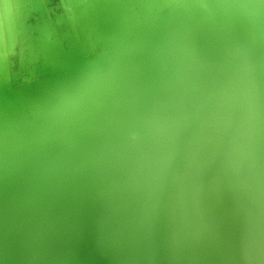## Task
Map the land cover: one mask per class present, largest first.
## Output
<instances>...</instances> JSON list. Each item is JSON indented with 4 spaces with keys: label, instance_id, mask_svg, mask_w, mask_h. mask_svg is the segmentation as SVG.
Segmentation results:
<instances>
[{
    "label": "water",
    "instance_id": "obj_1",
    "mask_svg": "<svg viewBox=\"0 0 264 264\" xmlns=\"http://www.w3.org/2000/svg\"><path fill=\"white\" fill-rule=\"evenodd\" d=\"M237 2L171 0L138 29L155 41L115 37L108 62L100 44L38 61L50 11L19 69L0 61L6 264H264V32L215 7Z\"/></svg>",
    "mask_w": 264,
    "mask_h": 264
},
{
    "label": "bare ground",
    "instance_id": "obj_2",
    "mask_svg": "<svg viewBox=\"0 0 264 264\" xmlns=\"http://www.w3.org/2000/svg\"><path fill=\"white\" fill-rule=\"evenodd\" d=\"M23 1L24 4H30L32 0ZM40 1L43 3L42 6H40ZM146 1V6L139 3V10L134 11L128 4L129 0H118L117 2L120 5L116 3V0H60L61 6L67 11V14L58 17L50 15L52 17L50 21L54 23H48V27L43 26L39 30L41 48H39L40 58H38V61L41 60V57H44L43 61L46 59L47 62L53 61L56 58L54 57L56 55L54 52L63 51L57 50L60 47L68 49L69 47L82 46L90 51L99 44L104 48L103 57L105 61H103H112L117 58L118 53L116 49L113 50L107 47V43L127 32H133L138 37L139 42H147L150 39L155 41L156 36L147 37L145 34H140L138 29L141 26L146 29L154 25L160 26L159 23L161 21H165L166 23L167 16L163 8L171 0ZM53 3L54 0H38L35 4L38 12L37 15L42 16L50 11L52 12L51 6ZM114 4H118L121 7L117 8ZM44 5L48 6L45 10H43ZM94 7L99 8L102 12L95 13V15L92 12ZM55 23L58 26L56 29L52 25ZM105 45L107 46L105 47ZM4 74L7 75L6 71H4ZM24 89L26 91L22 93L26 95L30 91L29 87H25Z\"/></svg>",
    "mask_w": 264,
    "mask_h": 264
},
{
    "label": "clouds",
    "instance_id": "obj_3",
    "mask_svg": "<svg viewBox=\"0 0 264 264\" xmlns=\"http://www.w3.org/2000/svg\"><path fill=\"white\" fill-rule=\"evenodd\" d=\"M212 6L209 4L200 5L203 8ZM33 7L35 6L6 3L5 0H0V8L3 9L2 13H0V61H6L13 54L14 50L23 54L25 41L22 29H17L15 32L12 30L10 15L19 9ZM44 7L47 8L48 6L44 5ZM215 7L241 10L252 21L258 35L264 32V0H244V2L223 3L215 5ZM37 19H39V16ZM49 19H52V17L50 16ZM108 70L105 63L93 64L81 88L86 90L92 82L101 78ZM253 87H255L254 83ZM253 243L258 253L264 252V237H255ZM5 257L0 258V264H6L7 257Z\"/></svg>",
    "mask_w": 264,
    "mask_h": 264
},
{
    "label": "rangeland",
    "instance_id": "obj_4",
    "mask_svg": "<svg viewBox=\"0 0 264 264\" xmlns=\"http://www.w3.org/2000/svg\"><path fill=\"white\" fill-rule=\"evenodd\" d=\"M37 1L38 0H32L30 2V4H28V5H33L35 7L19 9L10 15V25H11L12 30L15 32L17 29H22V34H23V38L25 41V48H24L23 54L14 50L13 54L11 56L12 65H13V68L15 70L19 69L20 59L23 61L26 60V58H28L29 53L32 51V49L36 48L35 36H36L37 31L35 30V28H36L37 24L43 23V19L47 17V14H44L42 16L39 15L40 17H39V19H37L38 12H37L36 5H35ZM117 1L118 0H116V3H118ZM5 2L6 3L20 4L18 0H8V2L5 0ZM23 3H24V1H23ZM118 4L120 5V3H118ZM118 4H114V5L117 8L121 7V6H118ZM24 5H26V4H24ZM42 5H43V3L40 1V6H42ZM128 7H130V6L128 5ZM130 8L134 11H138L139 5H137L135 8H134V6L130 7ZM51 9H52V15L54 17L55 16L58 17V16H62L64 14H66V10L63 8V6H61L60 0H58V1L54 0V3L52 4ZM43 10H45V7L43 8ZM92 12L95 14V13H101L102 11L99 8L94 7ZM48 25L49 24L47 23L44 26L48 27ZM65 49L66 48H64V47H60L57 50H65ZM60 52L55 51L54 53L60 54ZM18 54H19V56H18ZM51 56H53V55L51 54Z\"/></svg>",
    "mask_w": 264,
    "mask_h": 264
},
{
    "label": "snow or ice",
    "instance_id": "obj_5",
    "mask_svg": "<svg viewBox=\"0 0 264 264\" xmlns=\"http://www.w3.org/2000/svg\"><path fill=\"white\" fill-rule=\"evenodd\" d=\"M6 258V257H5Z\"/></svg>",
    "mask_w": 264,
    "mask_h": 264
}]
</instances>
